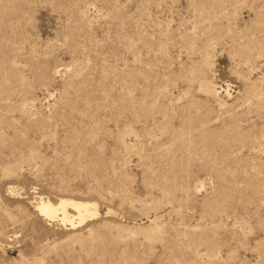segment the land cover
Here are the masks:
<instances>
[{
	"label": "rangeland",
	"instance_id": "1",
	"mask_svg": "<svg viewBox=\"0 0 264 264\" xmlns=\"http://www.w3.org/2000/svg\"><path fill=\"white\" fill-rule=\"evenodd\" d=\"M0 264H264V0H0Z\"/></svg>",
	"mask_w": 264,
	"mask_h": 264
},
{
	"label": "bare ground",
	"instance_id": "2",
	"mask_svg": "<svg viewBox=\"0 0 264 264\" xmlns=\"http://www.w3.org/2000/svg\"><path fill=\"white\" fill-rule=\"evenodd\" d=\"M36 210L43 219H55L58 214L61 215L63 222H68L73 225L75 222L78 224L83 223L87 218L94 215L92 206L89 203L75 201L72 199H59L56 203L49 201H40L37 203ZM68 210L74 211L77 214V221L72 216H69ZM68 226V225H67ZM72 228V227H71Z\"/></svg>",
	"mask_w": 264,
	"mask_h": 264
}]
</instances>
